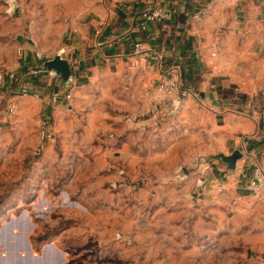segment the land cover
<instances>
[{
    "label": "rangeland",
    "instance_id": "rangeland-1",
    "mask_svg": "<svg viewBox=\"0 0 264 264\" xmlns=\"http://www.w3.org/2000/svg\"><path fill=\"white\" fill-rule=\"evenodd\" d=\"M77 5L0 0V264H264V203L197 164L220 157L201 109H163L124 64L78 83L48 63ZM32 78L71 98L24 93Z\"/></svg>",
    "mask_w": 264,
    "mask_h": 264
},
{
    "label": "crops",
    "instance_id": "crops-1",
    "mask_svg": "<svg viewBox=\"0 0 264 264\" xmlns=\"http://www.w3.org/2000/svg\"><path fill=\"white\" fill-rule=\"evenodd\" d=\"M76 2L73 28L61 52L74 82H86L103 67L123 64L148 72L158 85L164 78L177 79V96L159 91L155 102L164 109L167 101L176 104L184 98L186 109H201L202 123L207 115V121L216 124L211 137L218 146L212 152L220 157L213 158L207 169L213 173L205 183L223 189L246 186L251 192L253 170H264V0ZM159 6L171 10L172 18L139 28L141 13ZM21 48L27 65H42L30 41ZM30 86L45 96L55 90L64 94L63 88L36 78Z\"/></svg>",
    "mask_w": 264,
    "mask_h": 264
},
{
    "label": "built area",
    "instance_id": "built-area-1",
    "mask_svg": "<svg viewBox=\"0 0 264 264\" xmlns=\"http://www.w3.org/2000/svg\"><path fill=\"white\" fill-rule=\"evenodd\" d=\"M205 12H203L204 14ZM173 16L172 11L169 9H165L163 7H156V8H148L144 10L141 15L138 22V26L141 29H147L148 26L156 21L160 20H169ZM141 48V43L136 44V50ZM20 53H22V48L20 46L19 48ZM37 58L43 59L45 56L42 53L37 52L36 53ZM180 85L177 79L173 77L164 78L160 81L158 85V90L164 94L166 97L174 98L177 96V92ZM24 93H34L30 88H24ZM36 95V94H35ZM71 98V95L69 93L61 94L56 93L52 97V100L55 103H61L63 101H67ZM214 162L213 159L208 160L205 157H201L198 159L197 164L200 165L204 170L208 169L212 163ZM249 189L251 192L258 197L260 200L264 201V170L256 167L253 170L252 178L249 182ZM218 191H222L223 188L220 185L216 186Z\"/></svg>",
    "mask_w": 264,
    "mask_h": 264
},
{
    "label": "water",
    "instance_id": "water-1",
    "mask_svg": "<svg viewBox=\"0 0 264 264\" xmlns=\"http://www.w3.org/2000/svg\"><path fill=\"white\" fill-rule=\"evenodd\" d=\"M60 59H59V56H56L55 57V61H49L48 63H50L53 67H55V65L56 66H58V68H60V69H62L63 71H64V73L66 74V75H68L69 74V72H70V69H69V67H68V65H67V62L66 61H59ZM56 61H59V63H57V64H53L54 62H56ZM52 62V63H51ZM236 157V156H235Z\"/></svg>",
    "mask_w": 264,
    "mask_h": 264
}]
</instances>
